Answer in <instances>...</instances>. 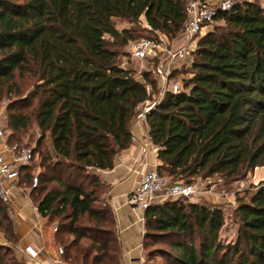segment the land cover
Here are the masks:
<instances>
[{
    "label": "trees",
    "instance_id": "1",
    "mask_svg": "<svg viewBox=\"0 0 264 264\" xmlns=\"http://www.w3.org/2000/svg\"><path fill=\"white\" fill-rule=\"evenodd\" d=\"M187 0H0V105L8 138L33 150L21 183L39 215L57 223L66 264H121L115 217L93 171L112 170L134 141L139 108L159 87L119 64L137 41L142 20L170 39L180 37ZM117 21L135 26L117 28ZM223 26L198 43L184 90L167 93L147 117L158 149V172L170 181L220 177L239 183L264 168V10L237 5ZM146 32V31H143ZM108 37L111 40H108ZM177 74H182L178 72ZM33 126L32 147L21 133ZM9 130V132H8ZM48 144V146H47ZM34 175L38 185L32 187ZM235 241H223V209L175 200L144 214L148 264H264V182L237 198ZM0 231L15 242L8 206L0 200ZM0 264H26L0 246Z\"/></svg>",
    "mask_w": 264,
    "mask_h": 264
},
{
    "label": "built area",
    "instance_id": "2",
    "mask_svg": "<svg viewBox=\"0 0 264 264\" xmlns=\"http://www.w3.org/2000/svg\"><path fill=\"white\" fill-rule=\"evenodd\" d=\"M262 1V2H261ZM257 2L264 10V0H187L185 5L186 22L180 37L170 39L166 35L154 32L153 39H141L130 44V58L137 61H151L152 72L161 83L159 95L154 102H148L139 108L138 119L146 121L149 114L163 101L167 93L179 94L184 90V80L180 67L191 68L193 56L204 34L209 32L221 14L230 13L237 5ZM151 30L149 26H146ZM125 68L124 65H121ZM158 151V149H156ZM35 161L33 150L19 143H11L6 129L0 122V200L6 206L12 201L11 188L21 182L22 172ZM38 185L34 175L32 187ZM198 188L192 184L172 182L158 172L155 167L145 173L128 202L135 210L146 211L154 205H164L167 200H191L198 194ZM57 232V228H54ZM64 250L58 247L57 256L51 264H64ZM26 264H47L41 252L33 246L21 251Z\"/></svg>",
    "mask_w": 264,
    "mask_h": 264
},
{
    "label": "crops",
    "instance_id": "3",
    "mask_svg": "<svg viewBox=\"0 0 264 264\" xmlns=\"http://www.w3.org/2000/svg\"><path fill=\"white\" fill-rule=\"evenodd\" d=\"M132 132L133 144L118 157L114 168L93 171V174L100 177L102 198L116 220L122 250L121 264H148L143 251V241L147 233L145 212L132 208L128 197L137 188L141 177L151 169L159 167L160 161L158 151L149 137L148 123L137 118ZM30 190L21 182L11 188L12 201L8 210L12 213L15 242L10 243L0 234V246L12 249L18 259L23 258V248L33 246L41 252L42 259L51 264L60 246L55 241L52 224L39 215L36 206L33 207Z\"/></svg>",
    "mask_w": 264,
    "mask_h": 264
},
{
    "label": "rangeland",
    "instance_id": "4",
    "mask_svg": "<svg viewBox=\"0 0 264 264\" xmlns=\"http://www.w3.org/2000/svg\"><path fill=\"white\" fill-rule=\"evenodd\" d=\"M262 2V1H261ZM147 24L144 20H142L141 30L146 32H141L139 37L136 40L141 39H153L155 34L148 29ZM223 26L222 23L215 24L209 32L214 31L217 27ZM117 28L119 30L129 29L134 30L135 26L131 25L127 22L117 21ZM207 35L204 34L203 37ZM202 37V38H203ZM108 40H111L108 37ZM130 42L125 48L120 50V58L119 64L124 65L125 68L131 69L136 73V76L139 78L143 74H149L153 80H157L158 87L160 89L161 83L157 79L156 75L153 74L152 68L154 64L151 61H137L130 58ZM181 76L183 79L188 78V73L190 68L187 69L186 66L180 67ZM159 94H157L158 97ZM156 97V98H157ZM7 105H0V122L3 127H7ZM9 132V130H8ZM8 135V133H7ZM20 138L22 143H30L32 147L36 143L35 141L39 138L38 129L33 126L27 133H21ZM48 146V144H47ZM40 164V158L36 157L34 172L37 173L40 171L38 165ZM186 183V181H176ZM264 182V168H258L254 172L248 174L245 179H242L239 183L225 184V182L218 176L213 177L208 180L196 179L191 184L197 186L198 194L195 198L191 200H187V202L191 203H201L208 204L210 206H217L223 209L225 215V227L222 231V237L224 242L231 243L235 241L237 236V226L234 224V216H233V208L237 206V198H243L246 192H251L254 190V187L258 186L260 183ZM206 197V198H205ZM208 198V199H207ZM30 201L32 202L33 207L36 206V202L34 198L30 196ZM167 202H171L167 200ZM9 217L11 218V211L8 210ZM53 229L57 227V223L53 224ZM54 232V231H53ZM0 234L6 238V235L0 231ZM55 234V233H54ZM7 245V244H6Z\"/></svg>",
    "mask_w": 264,
    "mask_h": 264
},
{
    "label": "water",
    "instance_id": "5",
    "mask_svg": "<svg viewBox=\"0 0 264 264\" xmlns=\"http://www.w3.org/2000/svg\"><path fill=\"white\" fill-rule=\"evenodd\" d=\"M150 115V114H149ZM26 263V262H25Z\"/></svg>",
    "mask_w": 264,
    "mask_h": 264
}]
</instances>
